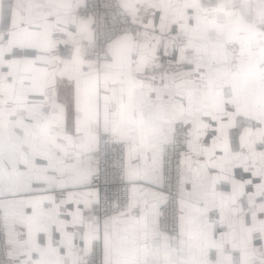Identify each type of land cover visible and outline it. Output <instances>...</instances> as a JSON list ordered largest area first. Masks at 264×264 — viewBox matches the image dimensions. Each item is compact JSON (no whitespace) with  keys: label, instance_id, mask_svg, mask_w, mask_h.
<instances>
[{"label":"crops","instance_id":"1","mask_svg":"<svg viewBox=\"0 0 264 264\" xmlns=\"http://www.w3.org/2000/svg\"><path fill=\"white\" fill-rule=\"evenodd\" d=\"M120 1L134 20L147 17L94 62L85 57L91 20L78 13L85 0H0V71L18 55L6 47L14 33L29 29L25 54L38 58L30 97L46 119L41 135L18 138L48 180L12 224L21 241L12 264H81L95 196L84 157L102 135L127 143L133 182L106 264H159L145 239L163 198L160 142L178 121L188 137L179 264H255L264 253V0ZM26 108L19 102L13 117Z\"/></svg>","mask_w":264,"mask_h":264},{"label":"built area","instance_id":"2","mask_svg":"<svg viewBox=\"0 0 264 264\" xmlns=\"http://www.w3.org/2000/svg\"><path fill=\"white\" fill-rule=\"evenodd\" d=\"M78 13L91 20L93 38L86 44L85 57L94 62L108 60L109 48L115 41L138 31L136 20L120 0H85ZM30 32L27 29L21 34L14 33V39L6 47L11 53L17 50L18 55L12 56L5 63V69L0 71V264H12V259L19 258L12 252L13 248L17 250L21 246L20 235L12 230V224L26 217L31 198L37 192L35 184L48 180L38 172L37 152L18 142V138L27 133L41 135L46 120L44 103L30 97L38 60L25 54L32 45ZM36 38H42V34ZM153 77L157 79L160 75ZM21 101L27 103V108L24 113L13 117L14 106ZM187 141L184 124L178 121L171 139L160 142L163 198L156 211L155 231L145 239L148 247L158 250L159 264H179L180 261V199ZM127 150L126 142L102 135L94 152L84 157L94 168L89 184L94 188L95 196L92 198L89 224L84 229L81 264H106L104 250L109 228L130 209L133 182L128 177ZM22 261L14 264H21ZM255 264H264V253L257 256Z\"/></svg>","mask_w":264,"mask_h":264},{"label":"rangeland","instance_id":"3","mask_svg":"<svg viewBox=\"0 0 264 264\" xmlns=\"http://www.w3.org/2000/svg\"><path fill=\"white\" fill-rule=\"evenodd\" d=\"M155 16H156V14H153L152 17H155ZM146 17H147V16L143 15L142 18L136 19L137 26H138V30L141 29L142 22L144 21L143 19L146 18ZM136 33H138V31H137ZM136 33H135V34H136ZM135 34H134V35H135ZM176 66H177V64L174 63V64H173V68L176 67Z\"/></svg>","mask_w":264,"mask_h":264}]
</instances>
